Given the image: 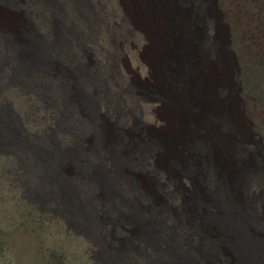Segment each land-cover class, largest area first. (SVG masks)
I'll use <instances>...</instances> for the list:
<instances>
[{
	"label": "rangeland",
	"instance_id": "1",
	"mask_svg": "<svg viewBox=\"0 0 264 264\" xmlns=\"http://www.w3.org/2000/svg\"><path fill=\"white\" fill-rule=\"evenodd\" d=\"M137 1L144 10L160 11L171 27L198 35L207 49L224 41L237 59L234 87L242 88L243 100L233 90L236 113L223 110L221 103L209 113L207 121L216 132L201 124L177 139L174 153L165 158L167 173L154 158L142 159L130 147L145 126L140 111L128 103L129 92L155 96L154 79L144 68L125 73L124 79L109 78L104 73L109 59L90 44L84 49L59 47L64 36L87 34L72 7L98 18L99 38L115 18V0H0V20L10 26L0 29V104L13 122L10 129L0 123V138L12 134L14 141L0 143V264H157L165 258L161 250L137 238L127 242L135 226L112 207L105 195L113 193L129 198L121 210L132 206L129 218L139 230L181 242L173 241L177 250L194 256L192 264H264V256L254 261V248L264 247V175L259 170L264 165V0ZM126 27L118 22L110 34L126 36L132 61L158 53L160 46L143 28ZM33 41L48 52L52 64L35 56L32 69L25 68L21 55ZM37 66L67 70L73 85L66 87ZM81 68H89L93 76L85 77ZM100 75L99 87H87ZM82 91L99 108L87 104ZM79 99L86 106L84 114L78 112ZM104 103L113 106L111 115ZM160 119L153 132L163 130ZM17 129L35 146L56 154L57 161L28 148ZM222 131L231 140L220 136ZM100 135L103 147L91 151ZM59 147L77 152L62 155ZM82 167L86 174L79 172ZM41 176L68 181L82 196L83 209L76 212L65 199L54 197L66 195L61 184ZM39 185L43 194L36 192ZM120 201V196L114 198ZM185 209L193 214L188 222ZM244 246L252 251L243 259Z\"/></svg>",
	"mask_w": 264,
	"mask_h": 264
},
{
	"label": "bare ground",
	"instance_id": "2",
	"mask_svg": "<svg viewBox=\"0 0 264 264\" xmlns=\"http://www.w3.org/2000/svg\"><path fill=\"white\" fill-rule=\"evenodd\" d=\"M137 2V0H115L113 4L115 18L107 21L106 28L103 29L99 38L98 18L89 14L87 10L84 11L83 7L75 5L71 8V13L78 18L81 28L87 34L78 31V35L64 36L59 47L63 50L70 46L84 49L86 43L90 44L104 60L109 59L104 72L109 78L124 79L125 73L136 74L135 69L144 68L154 79L157 89L155 96L141 94L135 90L129 92L128 103L133 109L140 111L145 126V129L136 134L130 147L133 146L142 159L154 158L159 169H164L168 173L165 158L168 154L174 153L177 139L182 138L185 132L191 131L201 124L206 129L216 132V128L207 121V117L219 106V103L223 105V110L236 113L233 90L236 92L235 97L243 100L239 96L240 87L238 85L234 87V72L235 70L238 72V65L234 53L225 48L224 41H219L211 49H207L200 44L197 39L198 35L171 27L160 11L144 10ZM142 2L145 3L146 0H142ZM46 8L48 11L53 9L50 6ZM178 19V22L181 23V18L178 17ZM118 22L127 25V31L143 28L150 34L153 42L162 47L161 51L159 47L158 53L154 56L143 58L139 63L132 61V50L129 49L126 36L110 34ZM5 28L8 29L10 26L7 27L6 23L0 20V29ZM12 28L17 33V30ZM109 46L113 51L111 49L107 51ZM35 56H41L40 51H37L33 58H30L29 52L24 56L21 55V62L25 68L32 69L30 65L37 62ZM36 68H42L41 73H49L58 77L66 87L73 85V79L66 72L67 70L51 69L50 66H37ZM80 73L89 79L91 75L93 76L89 68H81ZM101 77L102 75L96 81L92 79V85L89 82L87 87H99L98 85H101L103 80ZM84 101L91 105H95L94 102H96L93 97L92 99L88 97ZM104 104L107 115H111L113 106ZM85 107L84 103L78 102V112L84 114ZM155 114L158 115L157 118L163 120L161 123L163 130L160 132L151 130L152 125L158 122ZM108 126L103 124L102 129L111 135L112 131ZM220 136L231 140V136L224 131L220 132ZM259 170L264 175V165H261ZM183 214L185 222H188L193 215L189 209H185ZM254 249L257 250L254 261L259 263V258L264 256V247ZM250 251L252 248L244 246L240 252L241 257L244 259Z\"/></svg>",
	"mask_w": 264,
	"mask_h": 264
},
{
	"label": "water",
	"instance_id": "3",
	"mask_svg": "<svg viewBox=\"0 0 264 264\" xmlns=\"http://www.w3.org/2000/svg\"><path fill=\"white\" fill-rule=\"evenodd\" d=\"M37 43L38 42H34V41L31 42L29 45V51L28 52L32 55V54H34V51H36L38 49V50H40V54H41L40 57H42L45 62H50L48 52L45 53L43 46L41 47ZM234 55H235V53H234ZM236 62H237V59H236ZM241 90H242V88L240 87V91ZM82 94H83L82 95L83 99H88L89 96H88V94H86L85 91H82ZM78 101L81 102L80 99ZM94 103H95L96 107L99 108V103L98 102H94ZM0 123L3 124L7 129L11 128L10 124H7L1 120H0ZM1 134L2 133H0V135ZM16 134L19 137L23 138V140H24L25 144L28 146V148L36 150V153H38L41 156H45L47 159H54L55 161H57L58 158H57L56 154H54L51 151H46L44 148H40V147L35 146L29 138L21 135V133L19 132V129L16 130ZM101 140H102V138L100 135L99 140L91 147V151H98L103 147V142ZM13 142H14L13 140H9L8 142H6L4 144L8 146V145H12ZM73 151L77 152V149H74ZM70 152L71 151H67L65 153V155L67 156L68 154H70ZM78 153H80V150L78 151ZM107 156L109 158H111L112 160L116 159V157L111 153H109ZM58 164L60 165V163H58ZM79 172L86 174V168H83V167L80 168ZM41 179L50 180V182L56 181L57 183H60L62 186V192L65 193L66 195H54V197H56V198L61 197V198L65 199L66 202H68L71 205L72 210H74L76 212H78V210L83 209L84 205L82 204V196L77 193V190L74 191V189H73L74 186L70 185L68 181H65L63 178L61 179L58 177H55L53 180H51V179H47L46 176H41ZM69 186L72 188V190H70ZM43 189L44 188L39 185L36 188V192L39 194H43ZM43 196H45V195H43ZM105 196H108V201H110L112 207H114L117 211H119L123 215L124 218L126 216L125 219L135 226L134 229L132 230V236L127 240V242H129L132 238H137V239L144 240V241L148 242L149 245L151 244L152 246L161 250L162 253L165 255V258L159 260L157 264H192L193 263L194 256H191L187 249H184V250L181 249V251L177 250V248H176L177 244L173 243V241L177 242L178 244L179 243L181 244V242H179L173 238H170V237L167 238V237H163V236H156V233L150 229H146V228H143L142 230L138 229L139 225L134 222L135 219L129 218L131 216L130 212L133 209V208H131L132 206L130 207L131 210H129L127 212L126 211L124 212L121 210V207L129 205V201H130L129 198L125 197L124 195H120L119 193H113L111 195H105ZM116 196L121 197L120 203L114 202V198ZM98 198L100 200L102 198L104 199V195H99ZM90 202L93 203L92 206H93V208H95V203L93 201H90ZM140 214H141V216H139V219H141L144 222V219L142 218L143 217V215H142L143 211Z\"/></svg>",
	"mask_w": 264,
	"mask_h": 264
},
{
	"label": "flooded vegetation",
	"instance_id": "4",
	"mask_svg": "<svg viewBox=\"0 0 264 264\" xmlns=\"http://www.w3.org/2000/svg\"><path fill=\"white\" fill-rule=\"evenodd\" d=\"M5 117H7V118L5 119ZM0 120L7 123V124L13 123L11 117L9 116V113L5 111V106L2 104H0ZM52 132H53V130H52ZM0 137H1V135H0ZM9 140H13L12 134H11V138H7V140H2L0 138V143L2 145H5L4 143L8 142ZM32 140H36V138H32ZM73 150H74V147H72L71 149L59 147V149H58V151L62 155H64L67 151H73ZM148 256L151 257L149 254H148Z\"/></svg>",
	"mask_w": 264,
	"mask_h": 264
}]
</instances>
